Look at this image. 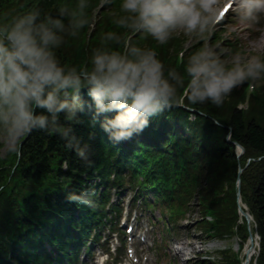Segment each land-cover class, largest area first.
<instances>
[{
	"label": "clouds",
	"instance_id": "1",
	"mask_svg": "<svg viewBox=\"0 0 264 264\" xmlns=\"http://www.w3.org/2000/svg\"><path fill=\"white\" fill-rule=\"evenodd\" d=\"M81 0L80 8H84ZM127 13L119 23L166 43L177 30L197 35L209 31L223 8L215 0H122ZM236 11L246 22H258L264 0H238ZM87 18L64 7L56 14L33 6L0 26V132L18 139L33 130L57 134L70 150L91 164L87 144H81L73 125L81 120L87 90L101 126L114 141L142 132L150 118L178 102L185 76L168 68L154 49L123 41L122 49H93L89 66H68L57 56L66 32L75 33ZM113 33H107L111 39ZM186 95L194 104L220 106L233 88L264 76V59L254 55L230 67L207 42L184 66ZM92 104H89L91 107ZM113 113V115H107ZM66 168L69 161H65ZM72 201L90 203L70 193Z\"/></svg>",
	"mask_w": 264,
	"mask_h": 264
},
{
	"label": "trees",
	"instance_id": "2",
	"mask_svg": "<svg viewBox=\"0 0 264 264\" xmlns=\"http://www.w3.org/2000/svg\"><path fill=\"white\" fill-rule=\"evenodd\" d=\"M59 0H45L41 2V6H43L46 10H52L55 7V4L58 3ZM120 32L115 34V38H119ZM108 40V44L111 46L112 44L116 45L119 40L117 39ZM97 39V38H96ZM105 42V41H104ZM225 104V102L223 103ZM223 104L220 106H216L211 104L210 102H206L204 104H195L202 109L209 110L210 112L216 114L217 110H220L223 107ZM229 105L233 108L232 114H230L228 121L232 128V140L241 143L244 147H246L248 151V156L252 157H261L264 156V123L259 121L258 116L255 113L240 111L236 108L234 102H230ZM264 105V100L260 101L258 106L262 107ZM76 136L80 140L81 144H87L89 150V157L95 155L94 153V144L91 139V136L88 132L82 130L81 128L76 129ZM224 137L229 134V130L224 131ZM41 137L38 138V154L44 158L42 166L38 168L40 172H43L42 176L48 177L52 169L49 167V163L51 161V155L55 153H59L60 150L65 149L67 146L64 140L57 134H48L44 131H40ZM213 150L217 148V144H221L220 139H214L212 142ZM228 147H230V151H219V149H215L214 151L220 152L219 155V164L215 166L213 171L211 172V178H209V188L211 189L205 195H212L213 188H223L224 182H227L230 185L231 195L229 196V200H235V188L232 185V180H235L237 176V165L238 160L235 156V147L232 144L225 143ZM191 154V153H190ZM215 154L211 150H205L202 155H204L205 159L212 157ZM72 157L73 167H76V161H81L82 166H84V161L76 154L73 150ZM207 167V166H205ZM262 170V174L259 171ZM251 171V172H250ZM248 181L252 185V190H254L252 195H249L247 190H243V196L245 200L250 205L252 212L254 213L257 222L259 224L261 236L263 238L262 242V252L259 258V264H264V159L255 163L251 166V168L247 171L249 173ZM256 180V181H255ZM251 189V188H250ZM233 191V192H232ZM255 193V194H254ZM31 203L32 206H31ZM26 207L33 213L35 210V202L34 199L30 201H26Z\"/></svg>",
	"mask_w": 264,
	"mask_h": 264
},
{
	"label": "rangeland",
	"instance_id": "3",
	"mask_svg": "<svg viewBox=\"0 0 264 264\" xmlns=\"http://www.w3.org/2000/svg\"><path fill=\"white\" fill-rule=\"evenodd\" d=\"M240 31L241 29L239 28H228V30L225 31L224 36L229 37L228 35H233L231 33L238 35L239 40H243L247 45V50H242V52L237 50L234 51L231 48V44L220 46L218 38L211 39L206 33L197 35L196 33H187L181 29L174 32L172 37L177 41V36H180L177 41L179 43L178 48L184 47L189 49V54H192V52L207 42L213 46L218 53H220V57L224 63L227 66H231L236 62L244 63L250 56H258L262 50L264 51V40L254 43L253 41H250L249 36L246 35L245 31H242L241 33ZM233 42H236V40ZM21 138L22 135L18 139H9L4 135L1 136L3 142H7L8 146H14ZM4 150L5 149H2L1 151L4 152ZM196 208L197 206L195 205V209ZM198 215L199 214L196 212L192 214L191 217H189V215L185 216V218L178 222L177 230L173 231L171 234L173 243L172 247H174V264H195V261H197L196 258L204 254L213 255L214 259H220L221 261H219V264L224 263L223 261L226 260V256L232 255V248L233 250L237 248V241L235 239L226 240L218 243L214 247L208 246V244L204 245L203 241L208 238L200 229L194 227L191 224L192 222L190 223V221H193ZM225 248H231V250L223 253L222 251H225Z\"/></svg>",
	"mask_w": 264,
	"mask_h": 264
},
{
	"label": "bare ground",
	"instance_id": "4",
	"mask_svg": "<svg viewBox=\"0 0 264 264\" xmlns=\"http://www.w3.org/2000/svg\"><path fill=\"white\" fill-rule=\"evenodd\" d=\"M251 255V254H250ZM252 256V255H251Z\"/></svg>",
	"mask_w": 264,
	"mask_h": 264
}]
</instances>
